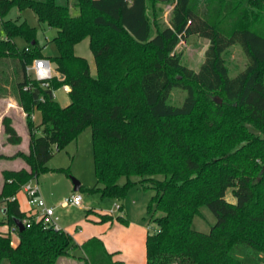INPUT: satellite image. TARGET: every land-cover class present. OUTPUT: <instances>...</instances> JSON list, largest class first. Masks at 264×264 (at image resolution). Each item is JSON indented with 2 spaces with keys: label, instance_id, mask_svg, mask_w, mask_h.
<instances>
[{
  "label": "trees",
  "instance_id": "trees-1",
  "mask_svg": "<svg viewBox=\"0 0 264 264\" xmlns=\"http://www.w3.org/2000/svg\"><path fill=\"white\" fill-rule=\"evenodd\" d=\"M156 1L0 0V86L3 78L15 86L29 127L40 130L28 154L5 155L22 156L29 165L3 170L1 222L30 218L31 224L18 230L17 244L0 231V264H57L71 254L76 242L70 232L36 220L10 197L41 173L67 172L48 162L87 126L98 182L92 191L123 197L137 183L132 176L154 191L147 206L155 223L146 236L147 264H264V0H175L164 25L149 13ZM14 7L32 8L40 22L57 28L55 57L42 54L35 27L9 16ZM193 34L209 39L198 70L176 51ZM16 37L26 40L24 50ZM86 37L96 75L75 51ZM236 43L248 62L231 76L225 52ZM43 56L59 73L48 86L27 72ZM62 85L71 86L65 106L53 95ZM176 87L187 90L181 105L168 102ZM36 109L39 124L32 118ZM3 130L9 143L22 142L7 115ZM229 188L236 201L226 198ZM205 204L217 216L209 232L192 226ZM88 215L101 223L129 222L123 214L89 209ZM82 249V264H121L99 236Z\"/></svg>",
  "mask_w": 264,
  "mask_h": 264
},
{
  "label": "rangeland",
  "instance_id": "rangeland-1",
  "mask_svg": "<svg viewBox=\"0 0 264 264\" xmlns=\"http://www.w3.org/2000/svg\"><path fill=\"white\" fill-rule=\"evenodd\" d=\"M174 3L175 0H157L154 7L149 6L151 18L155 11L157 19L161 25L168 23ZM71 11L73 14H76L79 10L77 7L72 6ZM9 16H18L21 20H26L30 25L36 28V38L38 40V45L42 48V54L44 56L55 57L58 54V47L53 41L54 36L57 34V28L52 27L45 22H40L37 14L32 8L28 7L24 10H20L18 7H14ZM16 42L21 50L26 48L27 42L23 37H16ZM208 44V38L193 34L186 39H182L178 43L176 51L180 54L184 63L198 70L205 58V50ZM75 50L77 54L87 57L90 62L92 74L96 75L97 68L90 47L89 37L81 40L76 45ZM225 57L231 76L236 75L240 70L244 69L248 62L245 51L238 43L228 48L225 52ZM53 66H55V62ZM1 77L3 76L1 75ZM1 83L0 153L3 151L13 155L17 152L23 151L28 154L30 152L32 135L33 133H40V130L34 131L29 127L27 112L23 108V103L15 86L11 82L5 81L4 78ZM55 93V99L61 105L65 106L71 102L70 91H68L65 85L59 86L55 90ZM186 96L187 90L176 87L171 91L168 102L174 105H181ZM5 115L12 119V123L17 125L19 132L22 134V149H20L17 144L10 146V143L6 140L7 135L3 130V118ZM32 118L34 119L35 124H39L42 119L41 112L36 109ZM2 142L4 144L1 145ZM15 158H18L26 165H29L24 157L18 156ZM0 161V169H2L4 165H7V162H4L6 160L2 159V157H0ZM48 165L51 168L63 167L68 171L60 172L49 170L41 173L34 179L39 181L44 199L56 205V212L60 216V225L68 228L70 232L78 231L77 229L80 227L86 229L85 223L87 222L86 220H88L87 213L89 209L103 213H111L114 216L123 214L130 222L140 225L145 230H153L155 223L151 213L148 212L147 206L154 191L151 188H147L144 183L139 182V176H132V179L137 181V183L132 185L123 197H103L99 192L91 190V188L98 183L95 172L91 126H87L77 138L73 139L65 148L55 150ZM73 177L79 179L83 185L79 190L83 196L82 205L65 206L60 202L72 191L74 185L72 180ZM127 180L128 178L126 176H122L119 182L124 184ZM226 198L229 201H236L230 188L226 192ZM158 214H160V212ZM216 221V214L205 204L201 206V213L196 214L193 217L192 226L197 230L209 232ZM11 233L12 239L16 241L17 237L15 233Z\"/></svg>",
  "mask_w": 264,
  "mask_h": 264
},
{
  "label": "crops",
  "instance_id": "crops-1",
  "mask_svg": "<svg viewBox=\"0 0 264 264\" xmlns=\"http://www.w3.org/2000/svg\"><path fill=\"white\" fill-rule=\"evenodd\" d=\"M52 64H54V62H52ZM53 67L55 71L57 72L56 64ZM91 72H92V69H91ZM65 87L68 89V91L71 90V86L65 85ZM55 96H56V93H55ZM14 126L18 130V127L15 123H14ZM2 144L4 143L2 142L1 145ZM12 145H16V144L10 143V146ZM17 146L20 149H22L23 143L21 142L17 144ZM2 147H5V146H2ZM5 155H11V154L5 153L3 151H1L0 153V157L6 160L4 162H7L6 163L7 165H4V167L0 169V191L2 190L3 183H4L3 170L5 169L18 170V169H21L22 167H26V168L28 167V165L23 163L18 158L9 159V158H6ZM0 164H1V161H0ZM73 192H75L74 185H73L72 191L67 196H69ZM15 196L19 202L20 209L22 211H25L28 215H32L35 218H37V215L40 212V209L34 208L29 203L28 197L24 193V191L20 190L19 192H17ZM62 201L60 203H62ZM46 202L48 205L54 206L56 209L55 204L50 203L47 200ZM5 212H6L5 203L1 202L0 203V231L10 233L12 236L11 231L8 230V228L12 227V225L9 223L1 222L6 217ZM87 217H88L87 218L88 220H86L87 222L85 223L86 229H83V227H80L79 229H77L78 231L70 232L68 228H65L64 226L61 225L63 229H65L66 231H69L73 235L76 245L72 248L71 254L69 256L61 257L58 260L57 264H81L83 261V254H84L83 249H82V244L93 236L101 237L105 243L106 248L109 251L113 252L114 254L113 257L117 260H120L121 264H147L146 236H147L148 230H145L140 225L132 223L130 221L127 224L117 221V220H115L112 223H107V222L101 223V222H97L98 217L96 216L89 215ZM14 233L17 237V240L16 241L13 240V243L17 244L19 241L18 231H15Z\"/></svg>",
  "mask_w": 264,
  "mask_h": 264
},
{
  "label": "built area",
  "instance_id": "built-area-1",
  "mask_svg": "<svg viewBox=\"0 0 264 264\" xmlns=\"http://www.w3.org/2000/svg\"><path fill=\"white\" fill-rule=\"evenodd\" d=\"M27 72L32 73L37 79L41 80L44 86H48L50 84V79L54 75H59V73L55 71L50 58L44 56L34 59L33 63L27 66ZM28 87L29 85L25 86V88ZM53 95L55 96V91H53ZM21 190L24 191V193L27 195L29 203L34 208L40 209L36 220L43 219L46 225L54 226L58 229L62 228L59 223L60 216L57 214L54 206L47 204L46 200L44 199L41 193V188L38 180H35L34 178L28 180L22 185ZM10 199H16V196L13 195L10 197ZM82 201L83 196L81 192L75 191L69 196L65 197V199L62 201V204L65 206H80L82 205ZM23 223L25 226H30L31 219L24 218ZM8 230L11 232H15L19 230V227L14 224L12 225V227H9Z\"/></svg>",
  "mask_w": 264,
  "mask_h": 264
},
{
  "label": "water",
  "instance_id": "water-1",
  "mask_svg": "<svg viewBox=\"0 0 264 264\" xmlns=\"http://www.w3.org/2000/svg\"><path fill=\"white\" fill-rule=\"evenodd\" d=\"M33 43H34V42H33ZM62 77H63V75H62ZM72 180H73V184H74V190H75V191L80 190V187H81V181H80L79 179H77L76 177H73ZM15 223H16V225L19 227V230H20V231L24 230L25 225H24L22 219H19V218L15 219Z\"/></svg>",
  "mask_w": 264,
  "mask_h": 264
}]
</instances>
